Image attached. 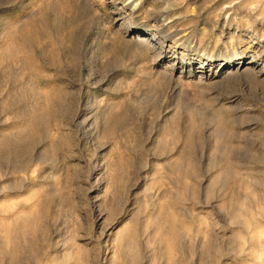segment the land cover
<instances>
[{"label":"rangeland","instance_id":"374dc122","mask_svg":"<svg viewBox=\"0 0 264 264\" xmlns=\"http://www.w3.org/2000/svg\"><path fill=\"white\" fill-rule=\"evenodd\" d=\"M263 62L264 0H0V264H264Z\"/></svg>","mask_w":264,"mask_h":264},{"label":"bare ground","instance_id":"6f19581e","mask_svg":"<svg viewBox=\"0 0 264 264\" xmlns=\"http://www.w3.org/2000/svg\"><path fill=\"white\" fill-rule=\"evenodd\" d=\"M226 23V22H225ZM224 24V23H223ZM223 26V25H222ZM249 34V33H248ZM154 38H155V36L154 35H137V37H136V39H137V41H140V43L143 41V42H145V41H147L148 42V44H147V46L149 45V46H153L154 45V43H153V41H154ZM248 40V39H247ZM142 42V43H143ZM141 43V44H142ZM146 43V42H145ZM144 45V44H143ZM259 51L260 50H256V49H254L253 50V53L251 54V56H250V59H249V61L247 62L249 65H252V64H256L257 62H259L260 61V57H261V53H259ZM263 53V52H262ZM243 60V57H241V55H235V57H234V59H233V61H230V64L228 65V67H230V66H233V65H235V67L233 68V69H235L236 71H237V69H238V65L240 64V62ZM235 62V63H234ZM247 64V65H248ZM248 69V68H247ZM264 62L262 63V67L261 68H259V71L258 72H260V73H264ZM245 70V69H244Z\"/></svg>","mask_w":264,"mask_h":264}]
</instances>
